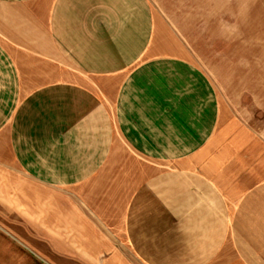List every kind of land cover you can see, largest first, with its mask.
Segmentation results:
<instances>
[{"label": "crops", "instance_id": "1", "mask_svg": "<svg viewBox=\"0 0 264 264\" xmlns=\"http://www.w3.org/2000/svg\"><path fill=\"white\" fill-rule=\"evenodd\" d=\"M173 252L264 264V135L148 0H0V263Z\"/></svg>", "mask_w": 264, "mask_h": 264}, {"label": "rangeland", "instance_id": "2", "mask_svg": "<svg viewBox=\"0 0 264 264\" xmlns=\"http://www.w3.org/2000/svg\"><path fill=\"white\" fill-rule=\"evenodd\" d=\"M148 1L156 21L170 25L221 101L264 135V0ZM199 257L173 252L171 262L181 258L198 264Z\"/></svg>", "mask_w": 264, "mask_h": 264}]
</instances>
